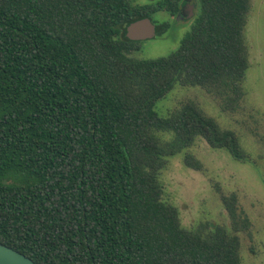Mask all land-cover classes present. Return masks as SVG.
Returning <instances> with one entry per match:
<instances>
[{
  "label": "trees",
  "instance_id": "16d2710c",
  "mask_svg": "<svg viewBox=\"0 0 264 264\" xmlns=\"http://www.w3.org/2000/svg\"><path fill=\"white\" fill-rule=\"evenodd\" d=\"M180 1L0 0L1 244L35 264H242L251 223L236 194L217 188L230 227L185 229L158 179L197 137L247 160L238 136L193 100L165 116L155 105L178 84L238 110L250 0H195L176 50L130 57L125 27Z\"/></svg>",
  "mask_w": 264,
  "mask_h": 264
},
{
  "label": "rangeland",
  "instance_id": "374dc122",
  "mask_svg": "<svg viewBox=\"0 0 264 264\" xmlns=\"http://www.w3.org/2000/svg\"><path fill=\"white\" fill-rule=\"evenodd\" d=\"M156 1L130 0L135 5ZM182 1L179 12L184 10L183 19L176 20L165 10L150 16L161 30L139 41L138 48L129 52L130 57H165L177 49L191 28L197 7L195 0ZM190 10L192 15L188 18ZM244 36L249 66L243 84L245 97L238 110L224 112L218 99L205 89L178 84L157 101L155 110L165 116L182 102L193 100L221 128L236 133L248 159L236 161L226 150L211 148L203 138L197 137L190 147L167 158L158 179L163 188V200L176 208L185 229H193L199 223L230 227L217 188L226 195L235 193L240 209L251 223L249 233H238L241 262L264 264V0H250ZM159 136L162 140L170 138L165 133ZM185 154L199 162L198 170L184 164Z\"/></svg>",
  "mask_w": 264,
  "mask_h": 264
},
{
  "label": "water",
  "instance_id": "95a60500",
  "mask_svg": "<svg viewBox=\"0 0 264 264\" xmlns=\"http://www.w3.org/2000/svg\"><path fill=\"white\" fill-rule=\"evenodd\" d=\"M191 12V10H190ZM192 12L190 13V16ZM190 16H187L188 18ZM178 18L182 17L179 12ZM155 35V25L149 17H142L130 22L124 30V36L131 41H141ZM0 264H35L24 254L0 243Z\"/></svg>",
  "mask_w": 264,
  "mask_h": 264
},
{
  "label": "flooded vegetation",
  "instance_id": "af4514ba",
  "mask_svg": "<svg viewBox=\"0 0 264 264\" xmlns=\"http://www.w3.org/2000/svg\"><path fill=\"white\" fill-rule=\"evenodd\" d=\"M182 2H183V1L181 0L180 3H179V9L177 10V12H176L174 15H171V14L169 13L171 16H173L174 18H176V20L178 19V14H179V11H180V7L183 6V3H182ZM195 7H196V5H195ZM161 10H165V9L162 8V9H159L158 11H161ZM165 11H166V10H165ZM156 12H157V11H156ZM183 12H184V10H183ZM183 12H182V13H183ZM185 13H186V12H185ZM190 13H191V12H189L187 16H190ZM152 14H153V13H152ZM152 14H151V15H152ZM145 17H149V16H145ZM149 18H150V20L152 21V23L155 25V34H157L158 32H160L161 27H158V25L154 23V21L151 19V17H149ZM191 18H192V17H191ZM182 19H183V18H182ZM136 20H137V19H136ZM134 21H135V20H134ZM156 25H157V26H156Z\"/></svg>",
  "mask_w": 264,
  "mask_h": 264
}]
</instances>
